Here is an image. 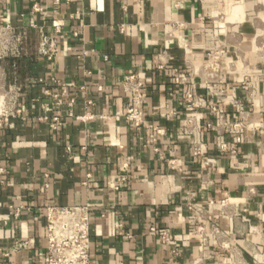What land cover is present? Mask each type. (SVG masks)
Instances as JSON below:
<instances>
[{"label":"crops","instance_id":"crops-1","mask_svg":"<svg viewBox=\"0 0 264 264\" xmlns=\"http://www.w3.org/2000/svg\"><path fill=\"white\" fill-rule=\"evenodd\" d=\"M5 24L27 34L20 58L0 61L20 110L0 130V264H45L47 205L89 206L90 264H171L174 247L177 264H264V0H0ZM219 45L224 102L204 85ZM129 74L155 142L122 116ZM188 202L231 236L227 249L202 251ZM22 240L32 247L13 253Z\"/></svg>","mask_w":264,"mask_h":264},{"label":"built area","instance_id":"built-area-1","mask_svg":"<svg viewBox=\"0 0 264 264\" xmlns=\"http://www.w3.org/2000/svg\"><path fill=\"white\" fill-rule=\"evenodd\" d=\"M34 12H39L40 8L33 7ZM26 30L16 29L9 24L0 26V61L17 60L21 56V45L26 40ZM41 47L43 54L50 60L56 56L55 41L45 34L41 33ZM224 48L219 45L215 50L208 54L209 63L205 66L207 78L204 80V85L213 89V95L220 102L229 101V97L220 89H216V77L219 73V60L224 55ZM12 68L15 69V63H12ZM158 70L164 68L163 63L158 64ZM15 74V73H14ZM13 74V75H14ZM182 82V78H179ZM124 92L131 98L126 105L122 116L134 128L145 127L151 131L149 138L152 142L157 140L163 132L153 126H149L145 122V115L142 110V105L145 101L144 97V82L137 74L127 75L122 83ZM215 89V90H214ZM18 89L15 86H9L6 91L0 90V130L11 118L19 116L20 110L15 106V97ZM197 97L194 92L186 95V103L188 107L196 106ZM90 104V103H89ZM214 113H218L216 107H212ZM80 121L86 122L93 119L90 114H85L77 118ZM222 118L220 117V120ZM61 126V120L55 116L50 120L51 130H57ZM195 154H199L196 152ZM210 160L206 162V165ZM124 171H127V166H124ZM120 175L114 185V190L118 191L128 180L127 174ZM2 169H0V174ZM48 187V185H46ZM219 206L222 210L231 207L232 204L227 198L220 201ZM187 210L197 219L195 233L202 246V251L209 252V247L227 249L228 239L231 236L224 235L219 227L212 222L211 216L204 213L203 209L192 202L186 204ZM20 208L14 209L15 216L19 214ZM224 213V211H222ZM227 215V214H224ZM45 225L44 235L41 237L44 240V262L45 264H90V233H89V217L90 210L88 205L83 206H57L47 205L44 209ZM235 215H229L232 217ZM152 234H156L154 228L149 229ZM161 241L164 244L169 243V236L165 233L161 236ZM32 247L31 240H22L14 243L12 247L13 253L26 252ZM211 253V252H209ZM180 250L176 247L172 250L171 264H177L174 259L179 257ZM6 257L7 254H4Z\"/></svg>","mask_w":264,"mask_h":264}]
</instances>
